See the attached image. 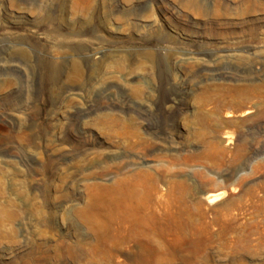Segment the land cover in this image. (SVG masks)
<instances>
[{
	"label": "rangeland",
	"instance_id": "374dc122",
	"mask_svg": "<svg viewBox=\"0 0 264 264\" xmlns=\"http://www.w3.org/2000/svg\"><path fill=\"white\" fill-rule=\"evenodd\" d=\"M0 264H264V0H0Z\"/></svg>",
	"mask_w": 264,
	"mask_h": 264
},
{
	"label": "bare ground",
	"instance_id": "6f19581e",
	"mask_svg": "<svg viewBox=\"0 0 264 264\" xmlns=\"http://www.w3.org/2000/svg\"><path fill=\"white\" fill-rule=\"evenodd\" d=\"M222 194H223V192L209 193V194L206 195L205 198H206V200L208 202H212L213 203L214 201L218 200L221 197Z\"/></svg>",
	"mask_w": 264,
	"mask_h": 264
}]
</instances>
